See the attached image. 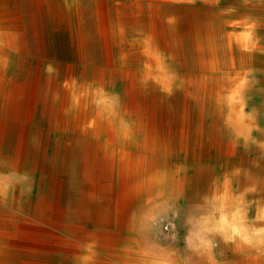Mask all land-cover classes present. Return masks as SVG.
Returning a JSON list of instances; mask_svg holds the SVG:
<instances>
[{"label": "bare ground", "instance_id": "1", "mask_svg": "<svg viewBox=\"0 0 264 264\" xmlns=\"http://www.w3.org/2000/svg\"><path fill=\"white\" fill-rule=\"evenodd\" d=\"M0 176V264H164L153 217L256 183L254 217L264 0H0Z\"/></svg>", "mask_w": 264, "mask_h": 264}, {"label": "clouds", "instance_id": "2", "mask_svg": "<svg viewBox=\"0 0 264 264\" xmlns=\"http://www.w3.org/2000/svg\"><path fill=\"white\" fill-rule=\"evenodd\" d=\"M189 2L195 3V0ZM234 175L239 177L240 170L237 169ZM245 178H248L247 174ZM17 179L27 181L28 177L25 175ZM11 186L10 182L0 176V198L7 197ZM258 191L255 183L231 194L230 199L221 201L217 197L223 193L213 194L191 209L161 210L152 219L154 227L164 229L161 239L170 245L182 244L181 248L173 249V258L164 264H225L226 252L244 257H257L264 262V207H258L256 215L249 217L247 210L252 203L259 205V201L246 200L247 196ZM222 215L225 218L223 222ZM169 223L176 226L171 235H168L169 230L164 228ZM180 230L183 231L182 237L178 235ZM197 233L199 238H194L189 246V235ZM173 235L174 240L171 238Z\"/></svg>", "mask_w": 264, "mask_h": 264}, {"label": "rangeland", "instance_id": "3", "mask_svg": "<svg viewBox=\"0 0 264 264\" xmlns=\"http://www.w3.org/2000/svg\"><path fill=\"white\" fill-rule=\"evenodd\" d=\"M106 260H109V261H111V263L115 264V259H110V257H106Z\"/></svg>", "mask_w": 264, "mask_h": 264}]
</instances>
